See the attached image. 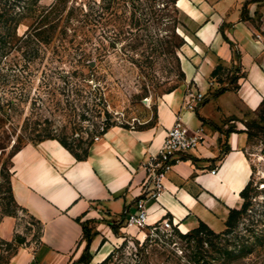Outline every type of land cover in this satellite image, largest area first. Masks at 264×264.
Masks as SVG:
<instances>
[{
	"label": "rangeland",
	"instance_id": "rangeland-1",
	"mask_svg": "<svg viewBox=\"0 0 264 264\" xmlns=\"http://www.w3.org/2000/svg\"><path fill=\"white\" fill-rule=\"evenodd\" d=\"M58 1L72 6L69 27L32 55L34 60L27 70L30 75L13 82L12 76L25 72L21 66H14L16 53L0 61L4 67L1 71L8 75L7 79L0 77V102L11 98L16 102L0 121V220L10 212L17 218L20 231L12 239L0 237L3 264L15 252L19 242L16 235L26 237L30 230L37 235L40 230V224L16 204L9 191L14 169L12 150L19 138L27 144L51 134L66 138L81 151V141L86 143L93 136L94 122L100 123L105 117L97 115L95 108L99 106L94 107L100 95L107 100L111 122L145 128L156 124L157 104L174 85L186 83V94L193 93L195 98L194 108L222 86L210 78L209 89L202 93L194 82L180 79L184 56L196 63L200 60L186 40L192 39L189 34L193 27L187 13L195 10L188 0H32L37 8L33 13ZM252 4L257 5L255 11L249 9ZM263 6L264 0H251L242 16L264 46ZM32 20L23 15L20 34ZM234 46L233 61L222 74L225 84L232 75L248 72L244 65L240 72L235 71V50L240 48ZM240 54L242 57L241 50ZM252 60L264 64V49ZM246 78L241 77L240 82ZM230 98L231 94L225 95L220 105H226ZM238 105L240 112L227 117L225 124L233 131L247 133L253 174L247 211L233 230L218 236H182L176 226L154 231L146 226L128 232L118 222L106 219V224L109 221L114 226L117 242L101 245L95 256L86 254L81 259L84 247L71 264H264V124L258 107ZM96 136L102 135H95L94 140ZM2 173L7 176L3 178ZM86 223L94 230L99 227L94 219ZM103 238L104 243L107 237Z\"/></svg>",
	"mask_w": 264,
	"mask_h": 264
},
{
	"label": "crops",
	"instance_id": "crops-1",
	"mask_svg": "<svg viewBox=\"0 0 264 264\" xmlns=\"http://www.w3.org/2000/svg\"><path fill=\"white\" fill-rule=\"evenodd\" d=\"M188 1L195 10L187 13L193 27L192 39L186 40L200 60L181 59L186 82L207 92L214 67L220 62L232 63L234 45L241 50L246 80L237 91L227 90L196 108L193 93L186 94L184 83L163 94L157 104L156 124L145 128L113 125L92 142L85 159H78L56 138L25 144L13 156L11 183L16 202L40 224V230L37 235L30 230L26 237L21 236L24 241L18 242L4 264H71L86 245L82 223L89 219L99 225L93 229L90 247L95 256L101 245L119 239L109 221L118 222L123 231L139 229L128 226L126 219L137 211L141 197H145L148 225L169 218L182 231L203 221L221 232L230 209L242 207L241 191L253 174L248 135L245 131L228 132L225 119L240 112L238 104L250 109L260 105L264 64L252 58L264 46L255 39L249 20L242 18L246 0ZM256 6L252 4L250 11ZM228 94L230 100L220 105ZM178 118L191 129L203 128L206 140L174 163L157 191L150 179L151 163ZM215 167L218 171L211 173ZM153 191L158 192L157 197L151 196ZM17 232L16 217L6 215L0 220V237L12 239ZM104 235L107 240L103 243Z\"/></svg>",
	"mask_w": 264,
	"mask_h": 264
},
{
	"label": "trees",
	"instance_id": "trees-1",
	"mask_svg": "<svg viewBox=\"0 0 264 264\" xmlns=\"http://www.w3.org/2000/svg\"><path fill=\"white\" fill-rule=\"evenodd\" d=\"M31 1L32 0H0V61L3 57H6L11 53L12 54L16 53L15 57L17 58L16 61L14 62V66L16 67L21 66L22 69H25V72L22 73L21 75L12 76L13 82L16 83H18L19 81L25 79L30 75V71L27 70H29L28 69L29 65L32 63V60H34L32 55L38 52L40 46L50 44L55 38V36H57V34L66 31L67 28L69 27V22L71 21L72 6L69 5L68 2H65L63 5L62 4L60 5L58 1L50 6L39 9L38 13L35 15L33 12L34 11L36 12L37 8L35 7L34 4L31 3ZM250 1L251 0H246L244 2L242 8V15L245 11H248V4L250 3ZM24 14H27V16L32 17L33 20L28 24L26 30L22 34H20L19 26L22 23V17ZM242 18L247 19L244 16H242ZM173 32L175 35L178 36L175 30H173ZM235 55L238 61V65L235 66V71L240 72V70L243 69V64L240 59L241 58L240 50L236 49ZM228 68L229 67L222 62L218 63L214 67V69L210 74V78L217 79V81L220 82L222 86L213 92H209V95L206 98H204L201 103L206 102L211 97L217 96L227 90H237L240 88L241 86L240 78L246 77L248 74L244 73L242 76L239 74L232 75L227 80L228 84H225L226 81L223 78L222 74L223 71L227 70ZM3 69L4 67L3 68L0 67V77L5 76L7 79L8 75H6V73L1 71ZM180 69H181L180 79L181 80L183 79L184 81L186 78V74L183 71L181 64H180ZM74 73L75 71H73V73L70 75L73 76ZM179 86L180 83L174 85L167 92H171ZM21 95L22 94H20V96ZM14 100L13 98H11V99H7L6 101L0 102V121L4 120V118L7 117L11 105L16 104ZM107 105L108 104L106 98H103V96L100 95V99L95 102L94 107L99 106V108H95L98 112L97 115L101 116L104 114L105 117L100 123H97V121L94 122V129L92 132L93 136L86 143L83 140L81 141V143L79 144L81 151L75 150L74 147L70 144V142H68V140L64 137H57L55 135L47 134L39 138L38 141L48 138H56L65 147H67L78 159L80 160L85 159L88 154V148L94 141L95 135L104 134L113 125H122L124 127L131 128L129 124H118L116 122H111L110 113ZM6 106L8 107V109ZM258 108H259L258 115L260 121L264 124V96ZM231 131H233V129H228V132ZM248 134L249 136L252 135L251 132H249ZM21 139L19 138L18 139L19 142L16 141V143L13 145L12 158L14 154L25 145L20 142ZM1 147L4 148V145H2ZM6 176L7 175L5 174L3 175L2 173L3 178ZM9 185H10L9 191L11 198L16 202L10 179H9ZM250 187H251V181L241 191V195L244 198L242 207L238 209L237 208L230 209L228 218L225 222L226 228L223 231L216 232L207 223L200 221L198 226L188 230L185 233H180V234L182 236H189L191 234L200 236V234L202 233H209L218 236L222 233H229L239 224L242 215L247 211L248 208L247 199L249 197ZM16 204L18 203L16 202ZM7 214L10 215L11 213L7 212ZM120 222H123V220H121ZM82 225L84 231L83 239L86 241V246L81 259H83L86 254H91L90 247L93 238V229L87 225L86 221H84ZM112 227L114 228L113 225ZM176 228L178 229V227Z\"/></svg>",
	"mask_w": 264,
	"mask_h": 264
},
{
	"label": "built area",
	"instance_id": "built-area-1",
	"mask_svg": "<svg viewBox=\"0 0 264 264\" xmlns=\"http://www.w3.org/2000/svg\"><path fill=\"white\" fill-rule=\"evenodd\" d=\"M206 136V132L203 128L191 129L181 118L175 121L167 130L160 151L155 156V161L151 163L150 179L157 188V191L163 186L165 174L174 163L182 159L186 153L202 145L206 140ZM99 137L100 136H96L95 138L98 139ZM217 171L218 169L216 167L211 169V173H216ZM157 191L151 192V196L157 197ZM147 219L148 211L145 209V197H141L137 201V211L131 212L126 219V224L128 226H136L138 228L151 226L152 231L156 229L170 230L173 229L174 226L178 227V225L169 218H165L162 222L152 225H148ZM182 232L185 233L187 231Z\"/></svg>",
	"mask_w": 264,
	"mask_h": 264
},
{
	"label": "water",
	"instance_id": "water-1",
	"mask_svg": "<svg viewBox=\"0 0 264 264\" xmlns=\"http://www.w3.org/2000/svg\"><path fill=\"white\" fill-rule=\"evenodd\" d=\"M17 241H19V242H23L24 239H23L21 236H18V237H17Z\"/></svg>",
	"mask_w": 264,
	"mask_h": 264
}]
</instances>
